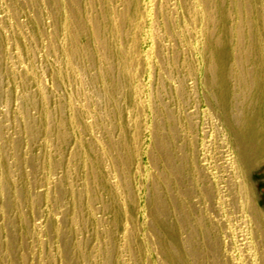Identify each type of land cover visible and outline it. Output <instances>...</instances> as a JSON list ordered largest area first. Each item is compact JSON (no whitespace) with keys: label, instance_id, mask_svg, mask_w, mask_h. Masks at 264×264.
Masks as SVG:
<instances>
[{"label":"rangeland","instance_id":"1","mask_svg":"<svg viewBox=\"0 0 264 264\" xmlns=\"http://www.w3.org/2000/svg\"><path fill=\"white\" fill-rule=\"evenodd\" d=\"M0 264H264V0H0Z\"/></svg>","mask_w":264,"mask_h":264}]
</instances>
